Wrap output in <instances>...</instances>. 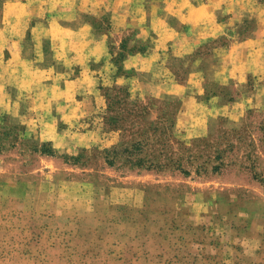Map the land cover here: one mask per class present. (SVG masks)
I'll return each instance as SVG.
<instances>
[{
    "label": "rangeland",
    "instance_id": "obj_1",
    "mask_svg": "<svg viewBox=\"0 0 264 264\" xmlns=\"http://www.w3.org/2000/svg\"><path fill=\"white\" fill-rule=\"evenodd\" d=\"M233 34L141 70L124 59L149 42L109 33L101 73L74 82L79 58L43 31L28 62L4 51L0 264H264V77L225 58Z\"/></svg>",
    "mask_w": 264,
    "mask_h": 264
},
{
    "label": "crops",
    "instance_id": "obj_2",
    "mask_svg": "<svg viewBox=\"0 0 264 264\" xmlns=\"http://www.w3.org/2000/svg\"><path fill=\"white\" fill-rule=\"evenodd\" d=\"M0 1V57L7 51L11 59L22 58L23 62H28L23 58L24 36L29 32L43 31L55 44L52 48L61 50L59 55L79 58L76 64L81 70L74 80H70L73 82L86 78L90 73H101V70L91 68L89 62L107 57L109 33L125 35L128 32L135 34L140 42H149V45L145 50L141 48L127 54L124 59L126 67L143 70V63L148 59L157 60L170 54L181 56L182 52H191L209 37L233 32L229 46L221 48L225 58H229L230 63L234 58L236 64L235 57L240 55L247 60L245 66L248 65L243 75L249 72L264 77V5L260 0ZM40 13L45 15L40 17ZM89 13H110L111 32L93 36ZM252 14L256 16V23L249 35L240 40L238 28L243 19ZM32 17L38 21L32 22ZM40 19L44 23L39 22ZM76 21H79L78 25L73 24ZM43 49L41 46L40 50ZM219 54L222 56V51ZM171 85V92H179L178 84Z\"/></svg>",
    "mask_w": 264,
    "mask_h": 264
}]
</instances>
